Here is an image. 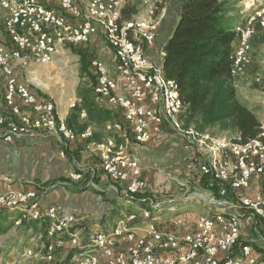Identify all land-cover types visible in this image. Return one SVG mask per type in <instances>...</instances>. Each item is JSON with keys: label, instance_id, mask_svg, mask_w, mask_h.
Here are the masks:
<instances>
[{"label": "built area", "instance_id": "2783aa9c", "mask_svg": "<svg viewBox=\"0 0 264 264\" xmlns=\"http://www.w3.org/2000/svg\"><path fill=\"white\" fill-rule=\"evenodd\" d=\"M130 1L87 0L85 7L78 0H58L53 7L45 0L3 1L9 10L3 23L10 44L0 42V140L12 143L52 135L64 146L63 157L71 142L82 141L85 151L100 159L112 182L109 189L136 205L108 230L87 235L85 229L75 227L78 212L46 202L49 188L37 184L33 189L2 188L14 182L5 176L0 180V210L17 214L16 228L29 225L34 233L36 225L42 230L36 244L26 247L21 256L30 264H264V112L256 138L248 142L186 127L180 117L184 104L177 83L164 74V47L158 51L160 61L147 53L156 43L170 0H143L145 14L127 20L123 8ZM246 8L234 27L238 44L231 59L236 87L252 62L253 36L259 27L264 30V0H247ZM94 35L113 49L121 78L111 75L105 61L93 59L98 79L94 93L100 101L123 109L126 118V125L108 123L109 133L98 139L92 125L83 132L69 126L56 102L16 73V67L26 66L27 60L49 64L64 47L87 44ZM80 112L82 119L88 118L85 109ZM162 133L175 135L197 167L199 182L207 181L209 193H198V200L209 212L193 209V225L187 221V210H177L176 200L156 202L141 196L147 180L129 143L144 144ZM86 171L76 168L70 178L83 181ZM256 179L263 190L244 193ZM216 184H220L217 192L212 188ZM87 186L101 189L93 176ZM247 219L255 220L257 233L249 241L242 239V223Z\"/></svg>", "mask_w": 264, "mask_h": 264}, {"label": "trees", "instance_id": "16d2710c", "mask_svg": "<svg viewBox=\"0 0 264 264\" xmlns=\"http://www.w3.org/2000/svg\"><path fill=\"white\" fill-rule=\"evenodd\" d=\"M234 4L232 0H181L178 21L164 45L163 70L165 77L177 83L184 104L180 117L186 127L195 126L202 132L218 127L221 133H233L229 136L248 142L259 132L260 116L240 98L232 74L231 55L238 44L234 27L239 19ZM139 6L127 3L123 18L133 20ZM258 30L264 32L260 27ZM81 54L80 69L85 81L77 89L79 101L72 106L67 122L79 132L91 124L102 126L111 115L94 93L98 79L91 70L93 53L87 50ZM81 109L88 112L87 119L81 118ZM84 173V180L74 181L72 187H88L90 177L97 180L99 176L95 170ZM204 185L208 186L207 181ZM212 188L217 192L220 184ZM89 225L76 223L75 227L89 230ZM261 231L264 233V227Z\"/></svg>", "mask_w": 264, "mask_h": 264}, {"label": "crops", "instance_id": "0c3cea01", "mask_svg": "<svg viewBox=\"0 0 264 264\" xmlns=\"http://www.w3.org/2000/svg\"><path fill=\"white\" fill-rule=\"evenodd\" d=\"M45 1L51 7L58 6V0ZM78 2L82 7H85L87 0H78ZM171 6V3L169 6H167L166 9H168V12H165L164 17L161 20L160 30L155 45L147 49V53L153 61H160V58L158 57V51L160 48L164 47L166 41L170 38V35L175 28L174 26L179 18L180 6L177 9L178 12L176 16L172 19L169 18L170 13L173 11ZM141 16H143L142 11L139 10L136 17L139 18ZM101 39L102 38L100 35L92 36V40L95 42L99 41V43H101ZM111 50L112 52L108 51L105 53V62L107 63L111 75L119 78L116 72V55L112 48ZM36 90L38 91V89ZM123 91L125 90L123 86H121L120 92L122 93ZM76 99H78L77 95L75 100ZM75 102L76 101H72V103L69 105V108L66 110H58L60 117L66 120V122L69 120V112L71 110L70 108L75 104ZM101 102L104 107L111 112V115L106 120V123L102 126L91 124L93 129H95V136L97 139L105 137L109 133L105 128L108 123L123 122V124L125 123L124 125H126L125 112L123 109L108 103L106 100ZM110 134L116 137L119 136V133L117 132H111ZM129 144L130 150L132 151L134 157L141 163L143 169L142 176L145 177L149 183V187H174V185L172 186L168 183L167 175L174 171H177L182 175H187L190 169L193 167L189 156H187V154L182 149V143L175 137L173 133L156 134L151 141L144 144H136L133 141H131ZM44 145L57 146L56 150L59 149L58 152L64 148L57 137L52 135L46 137H26L22 140H16L12 143H3L0 141V158H2L5 163H9L10 161L14 165H18L20 163H29L33 160L35 161L33 158L34 154L35 157L41 156V162L43 163V166L40 168L37 176L18 177L17 180L19 182L14 180V182L7 186L3 184L2 188L11 187L23 190L33 189L35 188V182L26 180L28 177H34L39 181L43 180L45 182L55 181L57 179L59 180L70 176V174L78 167L80 163V165H84L88 171L95 170L96 172H99L97 181L101 189L98 190L93 187L81 188L78 187V185L72 187V184L66 185V183H61L60 186H57L56 188L54 187L49 191L46 199L47 203L56 205L61 204L67 206L74 212H78V219L82 221H79L78 223L81 224L84 222H89L90 224L87 226L89 230L85 229L88 235L93 231L108 230L110 227L115 225L119 219L125 217V215L133 212L136 209V205L129 204L125 201L123 202L120 200L118 195H116L113 191L108 190L112 182L107 176H105V174H103L102 163L100 162V159L96 154L86 152L82 141L75 140L71 142L69 144L70 149L68 150L67 156L65 158L56 157V159H53L52 156H49L50 154L48 152L44 153L43 155L37 154L36 150L38 147ZM31 151L32 155L30 156H32V158H28L27 154H31ZM5 169V167L0 169V180L3 178L5 173L9 172ZM10 172L18 173V171L11 170ZM19 178L23 179L21 180ZM254 182L255 180L253 181L250 188L242 191L250 195H255L259 188H257V185H255ZM197 201L199 200L193 201L190 204H180L181 201L177 200V210L181 208V210L188 211L187 221L190 225H193L195 222L196 215L194 214V208L196 209V212H198L197 210H200L201 213L209 212V210L206 209V206L200 203L201 201H199L198 205L195 204ZM171 214L174 215L175 212ZM16 215L17 214L9 211L5 212L0 210V235L5 234V232L7 234L9 231L14 230L15 235L12 242L10 243V246L16 250L18 249V253H21L20 249L22 246L28 247L34 246L36 244L35 238H37L36 236L42 230L38 229L35 224L34 233L28 230L29 225L16 228L14 225V219ZM242 225V238L246 241L251 240V237L249 236L251 232V220L247 219L243 221ZM186 229H189V226ZM16 237H18V240H15ZM59 255L60 253L57 255V257H59ZM39 264L45 263L40 261Z\"/></svg>", "mask_w": 264, "mask_h": 264}, {"label": "rangeland", "instance_id": "374dc122", "mask_svg": "<svg viewBox=\"0 0 264 264\" xmlns=\"http://www.w3.org/2000/svg\"><path fill=\"white\" fill-rule=\"evenodd\" d=\"M4 0H0V41L7 45L10 44L8 33L4 27V19L9 15L8 9L3 5ZM181 0H170L168 5L171 3V9L173 10L170 13L169 18H174L178 12V8L180 6ZM236 7L235 14L239 17L246 13L247 0H232ZM131 2H135L140 4L139 10L142 11V15L145 14V5L143 4V0H131ZM166 13L168 9H166ZM159 15L161 14L162 7L159 8ZM137 16V15H136ZM252 51L251 58L252 62L247 67V71L244 75L238 77V92L240 93V98L246 102L250 108L256 110L258 115H262L264 112V32L259 31L253 36L252 39ZM98 43V44H97ZM90 50L93 53L92 60L99 58L103 61H106L104 55L106 52H112L111 47L107 45L103 39H101V43L99 41L95 42L91 39V41L87 42V44H77V45H68L64 47L54 58V61L49 64L37 63L34 61H28L27 65L19 64L16 67V73L20 80L27 81L31 84V86L37 92L43 93L44 95L53 99L57 104V109L59 111L66 110L69 108V105L72 101L78 102L76 98V93L79 85L83 83L85 80L82 79L81 75V53L83 51ZM94 74H96L94 68H91ZM258 78H261L259 80ZM40 82V84H39ZM42 83V84H41ZM2 102V98H0V103ZM74 106V105H73ZM72 108V107H71ZM70 108V109H71ZM213 135L222 136V135H233V133L220 132L218 127L211 128L210 130ZM5 143L4 141L0 140ZM80 143V142H79ZM57 146L54 145H44L38 147L36 150L37 154L43 155L48 152L52 156L53 159L56 157L65 158L61 155V151L58 152ZM70 149V147H69ZM68 149V150H69ZM31 154H27L28 158H32ZM189 154H187L188 156ZM190 156V155H189ZM43 157V156H42ZM35 161H31L29 163H20L18 165H14L11 161L5 163L2 158H0V169L5 167L6 171H9L3 175V177H11L12 181L17 180L18 177L24 176H37L40 168H42L43 163L41 162V156L33 155ZM190 159V158H189ZM191 160V159H190ZM192 163V161H191ZM8 164V165H6ZM192 169H190L187 175H182L177 171L171 172L167 175L168 183L174 187L165 188L164 186H157L156 188L149 187V183L147 182V188L141 193L144 198H151L156 202H168L169 200H179L180 204L183 203H191L193 201L198 200V193L201 195L207 196L208 187H205V178L199 182V171L195 165L192 164ZM85 168L84 165H78L77 168ZM11 171H18V173H12ZM104 172V171H103ZM104 174V173H103ZM23 179V178H19ZM30 181H34L35 184L42 186L44 188H49L50 190L54 187L60 186V184H73V180L70 176L57 179L55 181L45 182L43 180L39 181L34 177H28ZM18 181V180H17ZM258 179L255 180L254 184L257 185V188L263 189L259 183ZM19 182V181H18ZM95 183L99 185L98 181L95 180ZM119 189H122L121 185H118ZM258 191H261L259 190ZM49 190V191H50ZM113 191L116 195V191L113 189H108ZM112 192V193H113ZM202 203V202H200ZM195 204H199L197 201ZM193 208V207H191ZM195 209V208H194ZM196 210V209H195ZM198 213L200 210H197ZM82 222L81 220H79ZM254 221H251V232L249 236L251 238L256 237L257 233L254 230ZM14 230L9 231V233L0 235V264H30L29 261L25 260L21 254L26 249V246H20V252L18 253V249H14L10 246L14 238ZM243 235V230H242ZM15 240H18L16 237Z\"/></svg>", "mask_w": 264, "mask_h": 264}, {"label": "bare ground", "instance_id": "6f19581e", "mask_svg": "<svg viewBox=\"0 0 264 264\" xmlns=\"http://www.w3.org/2000/svg\"><path fill=\"white\" fill-rule=\"evenodd\" d=\"M39 84H40V82H39ZM42 84V83H41Z\"/></svg>", "mask_w": 264, "mask_h": 264}]
</instances>
